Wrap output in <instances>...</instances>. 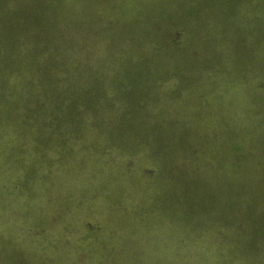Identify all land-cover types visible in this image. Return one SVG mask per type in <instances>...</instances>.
<instances>
[{
  "label": "rangeland",
  "instance_id": "374dc122",
  "mask_svg": "<svg viewBox=\"0 0 264 264\" xmlns=\"http://www.w3.org/2000/svg\"><path fill=\"white\" fill-rule=\"evenodd\" d=\"M93 3L96 6L77 10L0 6V41L20 37L22 28L50 23L56 16L67 21L78 16L94 39L129 36L136 39L140 54H152L139 61L166 63L169 68L160 75L172 77L161 80L164 77L153 72L158 85L140 89L146 95L141 116L171 126L144 138L159 164L155 181L135 176L128 159L122 175L114 165L104 167L107 175L96 169L97 178L79 176L72 181L69 173L55 184L48 183L43 171L37 175L32 153L49 148L32 127L39 118L23 116L29 117L28 123L13 122L14 136L4 139L17 142L10 148L1 145V113L14 115L8 108L16 103L2 98L6 86L1 61L11 57L0 54V264H43L33 260L43 238L57 264H264V138L253 137L250 127L244 126L264 115V94L259 91L264 81V0ZM174 28L181 31L177 48L168 44ZM132 62L131 75L141 74V65ZM122 117L132 115L109 116ZM48 123L45 120L44 125ZM247 137L236 159L254 156L257 163L232 165L233 147ZM108 140L123 139L111 133ZM166 142L171 146L162 149ZM200 150L205 153L203 166L197 158ZM24 173L30 179L21 187ZM9 176L17 187L14 194L1 189ZM1 219L14 221V233L26 238L25 247L1 244ZM91 220L98 226L82 229V222ZM66 236L77 242L71 244Z\"/></svg>",
  "mask_w": 264,
  "mask_h": 264
},
{
  "label": "trees",
  "instance_id": "16d2710c",
  "mask_svg": "<svg viewBox=\"0 0 264 264\" xmlns=\"http://www.w3.org/2000/svg\"><path fill=\"white\" fill-rule=\"evenodd\" d=\"M87 1L0 0V6H72L75 10L78 9L77 6H96L93 3L95 0ZM67 17L72 19L73 16L70 14ZM56 18L50 23L28 27L30 29L22 28L18 33L21 34L20 37L0 41V54L11 57L7 59V62L1 61V78L6 86L1 89L2 98L6 103H16L8 108L9 113H15L14 115L6 116L5 113L3 115L1 113L3 118L1 145L10 148L13 141H16L10 138L6 142L8 138L4 139L6 136H14L13 122L26 124L28 123L26 119L29 117L34 121H38L37 118H39L41 121L32 127L35 132L40 131L42 139L49 143V148L47 152L35 150L36 154L35 151L32 153L31 163L37 175L43 171L44 177L50 178L49 184L58 183L60 178L68 176L69 173H72L69 177L72 181L82 177L97 178L96 169L102 171L105 166L113 165L122 175L123 166H129L130 162L135 176H140L144 180H154L153 175L159 164L155 158L156 155L154 156L150 151L144 138L150 139L151 135L153 137L155 133L161 134L162 129L164 131V128L169 129L171 126H162V123L159 124L153 120L150 121L149 117L141 116L139 111L146 105V95L144 92L141 93L140 89L145 85H158L153 72H156L158 77L163 76L161 80L167 81L172 74L164 76L160 75V72H164L169 67L166 63L157 60L153 64L139 61L152 54H140L135 47L136 39L132 37H123L118 34L116 38L94 39L83 27L78 16L72 21L63 20L58 16ZM163 30L167 31V29ZM166 31H162V34H168ZM180 36L179 28L171 30L169 47H179L182 44ZM144 43V41L141 42V44ZM130 53H132L131 56ZM135 53L137 54L134 59L136 62H132L131 58L136 55ZM131 62L133 64L138 62L141 65V74L131 75L133 67L132 64L129 65ZM259 91L264 94V81L259 84ZM113 107L117 108V112L111 111ZM26 111L29 112L28 115ZM120 112H128L132 117L129 119L122 117L119 120L109 118L113 114L119 116ZM263 116L253 118L244 125L250 127L253 137L256 135L257 138H264ZM15 117L17 119L14 120ZM45 120L49 122L47 125H44ZM238 126L233 127L234 130ZM111 133L117 134L123 140L119 142L116 140L117 143L108 140V135ZM20 141V144H25L23 137H20ZM226 141L229 143L230 139L227 137ZM243 141L247 142L249 138H241L237 147H233L230 163L232 165L256 164L258 160L254 156L245 157L246 160L236 159L240 157L238 151ZM167 145L170 147L171 143L166 142L164 146L162 145V149L163 147L167 149ZM261 146L264 147V144ZM116 149L121 152H113ZM4 150L1 149V157ZM81 152L86 157L85 162L82 160ZM62 154L65 155L64 158ZM204 156L205 153L203 155L200 150L197 158L202 166L206 163ZM125 159H128V163L124 162ZM227 162L229 164V161ZM138 170L140 174L137 173ZM103 175H107V172L104 171ZM10 178L12 177H7L6 182L1 183V189L14 194L17 187L11 185L13 182ZM27 179H30V175L27 176V173H24L20 182L21 187ZM42 207L46 206L41 205ZM47 208L50 207L47 206ZM42 215L46 218L48 216L44 211ZM12 223L15 224L12 219L10 223L1 219V244L25 247L26 238L14 233ZM82 225V229L98 226L93 220L83 221ZM72 229H75L74 226ZM44 233L43 231L41 234ZM38 235L40 236V233ZM70 237L66 236L65 239L71 244L77 242ZM44 241L45 238L40 241L39 248H35L33 260L43 264H57L55 260L58 259L51 255L52 251L48 248L49 245L45 246ZM47 248L48 250H45Z\"/></svg>",
  "mask_w": 264,
  "mask_h": 264
}]
</instances>
